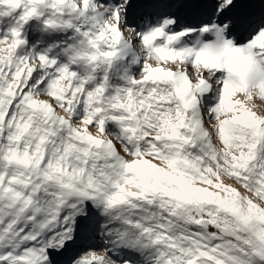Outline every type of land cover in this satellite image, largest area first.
Segmentation results:
<instances>
[{
  "label": "snow or ice",
  "instance_id": "obj_1",
  "mask_svg": "<svg viewBox=\"0 0 264 264\" xmlns=\"http://www.w3.org/2000/svg\"><path fill=\"white\" fill-rule=\"evenodd\" d=\"M0 264H264V0H0Z\"/></svg>",
  "mask_w": 264,
  "mask_h": 264
}]
</instances>
